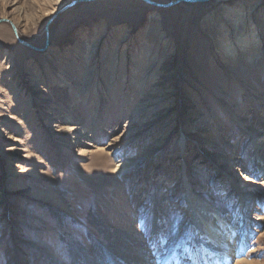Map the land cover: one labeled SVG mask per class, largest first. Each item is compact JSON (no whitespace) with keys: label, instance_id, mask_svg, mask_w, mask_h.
<instances>
[{"label":"rangeland","instance_id":"obj_1","mask_svg":"<svg viewBox=\"0 0 264 264\" xmlns=\"http://www.w3.org/2000/svg\"><path fill=\"white\" fill-rule=\"evenodd\" d=\"M150 1L0 0V264H186L187 152L264 264V0Z\"/></svg>","mask_w":264,"mask_h":264},{"label":"bare ground","instance_id":"obj_2","mask_svg":"<svg viewBox=\"0 0 264 264\" xmlns=\"http://www.w3.org/2000/svg\"><path fill=\"white\" fill-rule=\"evenodd\" d=\"M225 7L227 9L228 14H230L231 17H233L232 15H234L238 19V21L243 20L244 9L241 5L226 4ZM233 23L235 24L234 25L235 27L238 26V24L235 23L234 21ZM14 24L16 29L18 30L17 27L18 25L16 23ZM253 27H255L254 24ZM17 32L19 33V31ZM236 41L238 43V48L241 47L242 50L245 51L247 54H251L253 45L255 46V48H257V50H259V52L261 51V41L259 39V36H257L255 30H253V32L249 37L246 36L244 31L240 32L236 36ZM222 45L223 48L226 51H228L230 54L232 50H233L232 54L236 53V49H235L236 46H234L230 40L224 42ZM203 141L208 142L207 137L204 138ZM257 142L253 143L254 144L253 147L255 151L260 149V147H262L263 145V143L261 142L257 143ZM181 144L184 145L183 142ZM201 149L202 147L200 148V150ZM185 150L187 152L186 147L184 148L183 151ZM187 154L189 153L187 152ZM187 154L186 155L184 154L182 156V163L180 165L181 167H179L183 172V179L185 186V195H184L186 202L185 211H187L186 213L189 215V218L191 220L190 232L192 236L199 238L200 243L198 246L196 239H194L195 246H197L194 249V251L196 252L194 255H189V260L188 262H186L185 260V263L186 264H230L233 259L235 260L234 256L236 251L242 248L247 238L246 235L244 234L245 233L244 231H243V235L240 236L239 235L240 233L238 232V228H237L240 219L243 218L246 219L247 221L249 220L248 209L246 207V199L243 196L240 197L241 201L238 210L236 211L235 216L232 218V220L228 221V218H226L221 208L219 207L217 208L211 203V201L206 196L202 195V193L198 191L197 192L195 191L192 182L188 177ZM210 155L215 156V154L213 153ZM261 162H262V158H260L258 168L260 171H263L264 173V164H262L263 162L262 163ZM228 176L231 178L230 181L232 183V187H238L236 182L237 181L236 177L233 174ZM79 252L80 251H74V256L76 258H80L81 255ZM81 253H83V251H81ZM88 253L89 252L86 251V254ZM238 256L236 255V257ZM230 259L232 260L230 261Z\"/></svg>","mask_w":264,"mask_h":264},{"label":"water","instance_id":"obj_3","mask_svg":"<svg viewBox=\"0 0 264 264\" xmlns=\"http://www.w3.org/2000/svg\"><path fill=\"white\" fill-rule=\"evenodd\" d=\"M87 1H89V0H87ZM144 1H146V2H148V3H150V4H153V5H159V4H156V3H154V2H152V1H150V0H144ZM196 0H177V1H175L174 3H171V4H162V5H160V6H165V7H167V6H172V5H175V4H178V3H180V2H195ZM75 2H77V1H75ZM74 2V3H75ZM73 3V4H74ZM55 18V16H53L49 21H48V23H47V25H46V30H47V32L49 31V26H50V24H51V22L53 21V19ZM4 21H6L5 19H0V23L1 22H4ZM13 25V27H14V29H15V32H16V34H17V30H16V27L14 26V24H12ZM19 38V37H18ZM19 40L21 41V42H23V40L21 39V38H19Z\"/></svg>","mask_w":264,"mask_h":264}]
</instances>
